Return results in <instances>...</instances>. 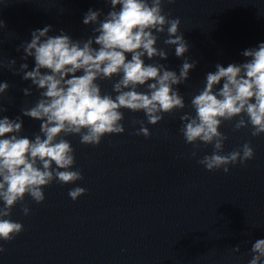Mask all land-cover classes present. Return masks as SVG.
I'll return each mask as SVG.
<instances>
[{
    "label": "clouds",
    "instance_id": "obj_1",
    "mask_svg": "<svg viewBox=\"0 0 264 264\" xmlns=\"http://www.w3.org/2000/svg\"><path fill=\"white\" fill-rule=\"evenodd\" d=\"M108 2L111 10L102 20L99 10L89 9L85 14L83 24L95 25L93 35L86 40H73L63 30L51 36V25L32 31L31 40L17 48V51L23 49V60L34 58L32 70H28L27 63L14 69V59L7 65L0 61V68L22 74V79L31 81L39 90L40 98L36 103L22 108L21 112L41 122L39 134L30 139L19 135L23 131L21 117L0 118L2 241L10 242L24 230V225L13 221L11 215L18 203L24 216L31 214V209L23 203L25 196L40 204L45 200L43 189L54 180L67 185L84 179L79 169L72 170L76 163L75 150L65 137L79 135L81 144L98 146L104 136L125 132L121 109L143 112L147 123L156 125L163 120L164 114L186 107L178 86L189 79L197 61L189 62L185 57L190 46L180 33V18L170 19V14L163 12L162 0ZM4 27L6 24L0 20V28ZM165 32L164 45L175 46V56L183 58L179 73L161 63L145 62V57L150 61L156 57L167 60L168 52L157 47L159 34ZM242 56L246 60L240 64L230 63L227 67L216 64V71L206 74L205 86L191 98L195 115L180 116L179 131L185 142L192 145L193 158L201 143L213 146L211 155L197 160L209 172L223 169L228 173L229 165H245L255 155L250 141L222 154L228 139L219 130L223 122L240 117L234 124L235 131L250 125L252 137L264 134V42L245 49ZM113 76H120L113 84L115 98L102 94L97 83L98 80H111ZM9 87L7 82L0 83V95ZM139 87H145L146 91H138ZM23 92L25 96L32 94L30 88ZM3 111L7 109L0 106V112ZM134 123L140 124L136 135L150 137L144 120ZM86 191L83 187H75L68 195L76 201ZM239 250L238 245L233 248V251ZM5 251L0 245V254ZM250 251L248 264H264V239H257Z\"/></svg>",
    "mask_w": 264,
    "mask_h": 264
}]
</instances>
